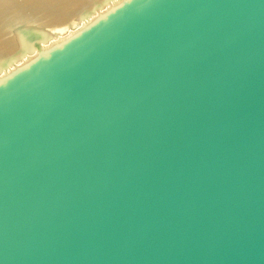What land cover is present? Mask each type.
Listing matches in <instances>:
<instances>
[{
  "label": "water",
  "instance_id": "obj_1",
  "mask_svg": "<svg viewBox=\"0 0 264 264\" xmlns=\"http://www.w3.org/2000/svg\"><path fill=\"white\" fill-rule=\"evenodd\" d=\"M0 264H264V0H123L1 72Z\"/></svg>",
  "mask_w": 264,
  "mask_h": 264
},
{
  "label": "bare ground",
  "instance_id": "obj_2",
  "mask_svg": "<svg viewBox=\"0 0 264 264\" xmlns=\"http://www.w3.org/2000/svg\"><path fill=\"white\" fill-rule=\"evenodd\" d=\"M123 0H0V73Z\"/></svg>",
  "mask_w": 264,
  "mask_h": 264
}]
</instances>
